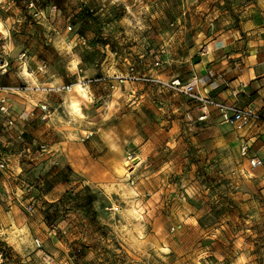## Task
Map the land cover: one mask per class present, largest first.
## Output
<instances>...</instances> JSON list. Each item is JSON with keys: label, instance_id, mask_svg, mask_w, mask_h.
Segmentation results:
<instances>
[{"label": "rangeland", "instance_id": "374dc122", "mask_svg": "<svg viewBox=\"0 0 264 264\" xmlns=\"http://www.w3.org/2000/svg\"><path fill=\"white\" fill-rule=\"evenodd\" d=\"M27 2L0 0V85L16 89L14 125L0 126L17 131L0 147L14 163L0 171V264L54 249L78 264H264V193L199 128L197 102L113 82L149 57L168 69L185 24L237 27L264 0H50L38 17Z\"/></svg>", "mask_w": 264, "mask_h": 264}, {"label": "crops", "instance_id": "0c3cea01", "mask_svg": "<svg viewBox=\"0 0 264 264\" xmlns=\"http://www.w3.org/2000/svg\"><path fill=\"white\" fill-rule=\"evenodd\" d=\"M210 20L200 21L198 25L185 24L174 34L170 33L168 48L165 50L171 65L168 69L163 64L164 60H159V67L153 65L158 59L157 56L156 59L149 57L140 60L137 62V69L163 80L179 77L183 83L195 84V91L214 96L221 101L237 103L239 106L251 104L264 115V3L254 4L248 9L244 20L237 27L230 24L229 17L222 16L218 21L212 22ZM128 68L129 65L125 73ZM113 82L115 89L122 91L123 87L126 95L133 94L138 87L146 85L142 82ZM153 85H157L156 88L160 91L165 90L158 84ZM234 89L238 90V96L233 94ZM195 106L197 110L193 111L199 128L216 135L210 140L212 145L226 148V160L244 176L249 187L264 193V163L252 167L249 161V157L254 155L264 161V119L245 129H236L233 125L222 122L215 108L211 109L205 120H199L202 112L197 103ZM2 118L0 115V119ZM14 130L0 126V147L13 144L10 138L15 137ZM245 139L250 145L248 156L241 153V144ZM4 151L0 152L7 160L8 168L2 172H11L10 168L14 163L7 155V150ZM8 215L9 212L0 208V219L8 218ZM5 238L8 240L6 236ZM12 246L15 250H22L17 249L14 244ZM54 250L44 252V264H78L69 257L67 251Z\"/></svg>", "mask_w": 264, "mask_h": 264}, {"label": "built area", "instance_id": "2783aa9c", "mask_svg": "<svg viewBox=\"0 0 264 264\" xmlns=\"http://www.w3.org/2000/svg\"><path fill=\"white\" fill-rule=\"evenodd\" d=\"M41 3L42 0H28L27 6L32 11V15L34 17L43 15L44 11L42 9ZM50 6L51 11L57 10L55 4H52ZM68 29H72L71 24H68ZM153 65L155 67H159L161 63L159 60H156ZM116 81L118 83H125L128 81L158 84L184 93L197 102L202 112L199 120H205L212 108H215L219 112V116L222 122L231 124L236 129H245L253 125L257 121L264 119V115L261 113V111L251 104L246 106H239L237 103L221 101L214 96L195 91V84L193 83H183L179 77H175L171 80H163L157 76L139 71L135 64H130L126 73L117 75ZM8 89L16 91V89L13 87H5L0 85V115H2L5 119V123L12 127L14 125V118L12 116L11 105L7 96ZM233 94L235 96H238V90L234 89ZM42 109L46 110L45 106ZM249 147V141L245 139L241 144V153L243 156H248ZM249 161L252 167H258L263 165L264 163L263 159L256 155L250 156ZM7 168L8 162L6 159H4L2 153L0 152V171L6 170ZM33 209V205H28V211H32ZM33 241L37 248L43 247V241L40 238L36 237L33 239Z\"/></svg>", "mask_w": 264, "mask_h": 264}, {"label": "bare ground", "instance_id": "6f19581e", "mask_svg": "<svg viewBox=\"0 0 264 264\" xmlns=\"http://www.w3.org/2000/svg\"><path fill=\"white\" fill-rule=\"evenodd\" d=\"M0 33L3 34V35H7L8 34V31L4 27V23H3V21L1 19H0ZM25 72L27 74H29L27 69H25ZM77 87H78L79 91L83 94L82 97L87 98L88 97V91L84 87H82L81 84H78ZM71 108L74 109L77 113H81L82 112L81 103L78 102V101H75V102L73 101L72 104H71Z\"/></svg>", "mask_w": 264, "mask_h": 264}, {"label": "trees", "instance_id": "16d2710c", "mask_svg": "<svg viewBox=\"0 0 264 264\" xmlns=\"http://www.w3.org/2000/svg\"><path fill=\"white\" fill-rule=\"evenodd\" d=\"M18 1V0H17ZM42 3L45 5L46 3H47V5L48 4H50V0H42Z\"/></svg>", "mask_w": 264, "mask_h": 264}]
</instances>
